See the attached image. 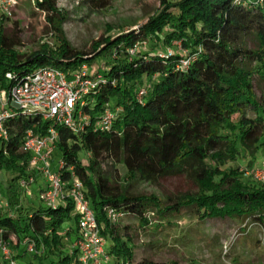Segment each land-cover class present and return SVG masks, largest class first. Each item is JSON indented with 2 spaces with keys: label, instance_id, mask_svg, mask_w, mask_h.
I'll return each mask as SVG.
<instances>
[{
  "label": "trees",
  "instance_id": "obj_1",
  "mask_svg": "<svg viewBox=\"0 0 264 264\" xmlns=\"http://www.w3.org/2000/svg\"><path fill=\"white\" fill-rule=\"evenodd\" d=\"M33 1L61 33L68 18L57 9V0ZM114 1L81 4L104 10ZM5 22L0 25L3 88L13 84L8 73L21 78L44 66L69 76L100 63L91 74L102 82L85 109L89 125L77 133L57 126L56 152L85 186L101 235L110 242L108 264H135L131 240L110 223L108 209L143 225L188 212L201 222L228 218L264 230V185L228 167L264 148V104L254 85L255 77L264 84V0H178L160 8L139 30L102 39L90 52L74 49L63 38L57 50L45 46L22 54L20 41L4 31ZM107 108L119 110L118 117L110 130L101 131L96 126ZM49 126L38 115L16 118L8 123L10 140L0 144V173L14 174L6 187L9 211L0 214V239L10 245L18 264L79 263L73 247L80 237L74 204L47 207L37 191L36 201L24 203L18 192L19 181L31 174L29 155L22 150L25 133L44 135ZM83 150L91 154L87 165L80 158ZM117 166L124 167V176ZM173 177L190 180L198 193L160 198L133 189L138 181ZM30 243L35 244L32 254Z\"/></svg>",
  "mask_w": 264,
  "mask_h": 264
},
{
  "label": "rangeland",
  "instance_id": "obj_2",
  "mask_svg": "<svg viewBox=\"0 0 264 264\" xmlns=\"http://www.w3.org/2000/svg\"><path fill=\"white\" fill-rule=\"evenodd\" d=\"M72 2L68 0L59 10L68 18L61 33L52 29L46 14L36 9L33 0H19L3 25L4 31L20 41L21 45L17 50L26 55L45 46L57 50L63 38L74 49L90 52L102 39L116 38L122 33L139 30L160 8L175 4L178 0H115L104 10H98L89 4H81L72 9ZM99 65L98 62L95 67L90 66V72H94ZM42 67L44 66L38 68ZM254 85L258 98L264 104V84L255 77ZM250 116L253 117V113ZM80 158L87 165L91 154L83 150ZM60 159V153L56 152L55 167ZM208 163L213 164L211 161ZM230 166L239 168L245 180L264 185L263 181L256 179V174L264 171V148L245 160L228 163V167ZM117 168L124 176V167ZM13 178V173H0V205L9 201L6 187L12 184ZM38 186L45 188V181L39 180ZM133 189L141 194H154L160 198L198 193L197 187L190 180L181 177L161 179L153 183L138 181ZM18 192L21 201L29 203L30 199L24 198L22 190ZM35 199L32 198V201H36ZM117 224L118 232L131 240L129 246L134 253L135 264L143 260L179 264H264V230L250 222L240 223L228 218L201 222L184 212L182 216L170 217L167 221L152 218V225H143L134 217L120 219ZM64 242L65 245H70L67 239ZM105 242L108 247L109 240L105 239Z\"/></svg>",
  "mask_w": 264,
  "mask_h": 264
},
{
  "label": "built area",
  "instance_id": "obj_3",
  "mask_svg": "<svg viewBox=\"0 0 264 264\" xmlns=\"http://www.w3.org/2000/svg\"><path fill=\"white\" fill-rule=\"evenodd\" d=\"M43 2L44 0H38ZM71 8L81 6L80 0H72ZM36 3V1H34ZM68 0H57L56 7L61 9ZM19 0H0V25L12 15ZM138 45L131 53H134ZM185 65L187 62L184 63ZM87 65L69 76L54 67H42L19 78L8 73L13 84L8 88L0 86V144L10 140L8 123L16 118L38 115L50 126L44 135L27 130L22 150L29 155L31 174L19 181V188L26 198H38L47 206L57 208L71 201L78 216L80 237L73 247L78 252V264H108L111 260L107 244L101 235L94 211L87 199L86 189L76 174L74 167L60 159L54 166L56 145L59 140L57 126H65L74 132L84 131L89 125V116L85 109L91 103L92 95L98 91L102 80L91 75ZM144 92L140 93V96ZM119 110L107 108L97 123L96 129L108 131L118 117ZM65 174L67 176L65 177ZM44 180L45 188H39L38 181ZM256 179L264 182V171L256 174ZM9 211V203L2 202L0 214ZM112 224L122 219V214L113 209L107 210ZM3 231L0 230V236ZM11 239L16 242V237ZM27 252H35V244L27 245ZM15 253L8 243L0 239V260L7 264H18Z\"/></svg>",
  "mask_w": 264,
  "mask_h": 264
}]
</instances>
